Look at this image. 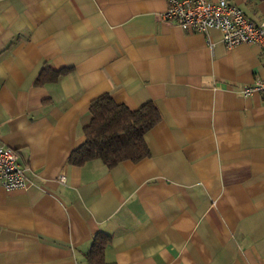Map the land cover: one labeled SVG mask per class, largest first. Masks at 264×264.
Segmentation results:
<instances>
[{"label":"crops","instance_id":"0c3cea01","mask_svg":"<svg viewBox=\"0 0 264 264\" xmlns=\"http://www.w3.org/2000/svg\"><path fill=\"white\" fill-rule=\"evenodd\" d=\"M168 1L0 0V145L27 181L0 186V264H87L99 232L106 264H264V99L241 94L264 57L162 22ZM103 94L154 104L149 157L68 163Z\"/></svg>","mask_w":264,"mask_h":264},{"label":"trees","instance_id":"16d2710c","mask_svg":"<svg viewBox=\"0 0 264 264\" xmlns=\"http://www.w3.org/2000/svg\"><path fill=\"white\" fill-rule=\"evenodd\" d=\"M53 80L62 72H53ZM51 80L47 74L38 79V84ZM90 119L83 128L84 142L71 152L68 163L81 167L94 160L100 161L111 169L124 162H138L149 157L144 136L160 120L158 110L153 103L130 110L114 102L108 94L94 99L89 107ZM110 238L97 233L85 253L87 264H106L104 250Z\"/></svg>","mask_w":264,"mask_h":264},{"label":"built area","instance_id":"2783aa9c","mask_svg":"<svg viewBox=\"0 0 264 264\" xmlns=\"http://www.w3.org/2000/svg\"><path fill=\"white\" fill-rule=\"evenodd\" d=\"M160 20L190 33L205 35L211 29L218 30L225 47L258 45L264 57V21L257 25L250 22L239 8L226 0H169ZM255 93L264 99V80H255L241 89L244 97ZM24 172L17 153L0 145V186L5 191L25 188ZM63 179L60 177V181Z\"/></svg>","mask_w":264,"mask_h":264}]
</instances>
